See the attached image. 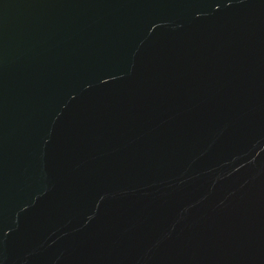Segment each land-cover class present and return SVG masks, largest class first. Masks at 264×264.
<instances>
[{"label":"water","instance_id":"1","mask_svg":"<svg viewBox=\"0 0 264 264\" xmlns=\"http://www.w3.org/2000/svg\"><path fill=\"white\" fill-rule=\"evenodd\" d=\"M0 264H264V0H0Z\"/></svg>","mask_w":264,"mask_h":264}]
</instances>
